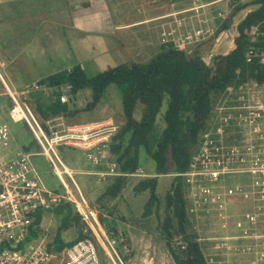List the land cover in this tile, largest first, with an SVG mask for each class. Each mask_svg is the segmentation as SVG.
Wrapping results in <instances>:
<instances>
[{"label":"built area","instance_id":"built-area-1","mask_svg":"<svg viewBox=\"0 0 264 264\" xmlns=\"http://www.w3.org/2000/svg\"><path fill=\"white\" fill-rule=\"evenodd\" d=\"M251 86L261 87L255 83ZM249 88L248 85L240 87L238 91L244 93L237 95L238 91L229 89L214 110L211 128L201 136L190 168L181 174L188 188L191 231L196 234L197 243L207 242L213 250L211 257L205 259L207 264L235 259L264 264V104L246 96L245 90ZM69 90L67 86L60 90L63 103L70 101ZM34 92L50 96L48 86L41 83L29 86L22 94ZM19 94L9 92L13 103L9 118L14 123L27 125L64 192L45 188L33 161L35 154L24 148L15 149L16 140L9 125L0 123V264H105L101 251L107 264H127L117 250L118 240L105 233L99 210L87 202L73 171L57 151L59 147L72 145L74 136L70 131L106 125L107 136L103 139L94 143L86 133L82 136L84 144L77 146L96 168L86 174L96 177L98 182L130 176L120 173L111 161L110 144L116 127L106 121L69 127L67 134H59L53 121L43 124ZM65 204L73 206L94 236L54 253L42 238L38 216L41 214L43 220L45 212ZM201 228L210 229V236H202ZM178 245L182 251L188 249L186 242Z\"/></svg>","mask_w":264,"mask_h":264},{"label":"trees","instance_id":"trees-1","mask_svg":"<svg viewBox=\"0 0 264 264\" xmlns=\"http://www.w3.org/2000/svg\"><path fill=\"white\" fill-rule=\"evenodd\" d=\"M218 1L220 0H201L204 4ZM230 2L233 6L231 16L220 25L216 35L229 31L239 13L250 7L254 9L237 25L235 48L228 54L215 56L211 64H207L199 53L188 54L173 43L163 44L158 53L146 63H125L93 77H89L81 65L51 75L40 82L48 86L50 96L34 92L29 95L30 100H27L30 105H35L45 124L54 118L70 119L83 111H94L111 85L119 87L126 122L113 136L110 153L114 157L111 161L116 163L118 171L130 176L115 177L113 184L107 186L98 201L113 200L121 195L129 178L140 170L143 153L153 161L155 174L151 178L140 180L134 191L137 195L149 193L147 212L154 207L159 211L160 177L175 174L166 195L168 216L164 222L167 245L175 264H207L201 246L196 241V234L190 230L188 232L191 228L187 212L188 188L181 174L190 168L192 159L199 150L201 136L211 128L214 110L226 98L229 89L238 91L240 87L252 83L264 87V0ZM254 29L257 32L252 35ZM65 86L70 88L68 103L61 101L60 90ZM85 90H90L92 97L86 107L80 109L75 106L76 98L79 99L81 92ZM160 117L164 124L162 131H159L158 124ZM33 148L31 143L24 150L32 152ZM56 212L63 219L49 246L51 252L61 253L78 241L93 238L91 233L80 230L77 239L65 242L63 230H68L81 219L71 204L57 208ZM171 214L177 220L179 232L183 235L182 242L188 244L186 251L173 245ZM99 217L105 225L101 213ZM41 219L40 214L37 221L39 225ZM76 226L80 228L79 223ZM108 229L110 233L112 230L116 232L115 228Z\"/></svg>","mask_w":264,"mask_h":264},{"label":"rangeland","instance_id":"rangeland-1","mask_svg":"<svg viewBox=\"0 0 264 264\" xmlns=\"http://www.w3.org/2000/svg\"><path fill=\"white\" fill-rule=\"evenodd\" d=\"M250 1L251 0H242L243 3H248ZM196 3L197 5L202 4L200 0H196ZM253 9L254 7H250L249 9L239 13L233 22L235 27L236 24H239V21ZM208 10V13L202 14L199 8L195 9L194 14L196 15V22L193 24L185 18L181 22H174L175 20L169 21L168 31L164 34L163 32H160L159 21L153 23L157 26H154L153 29L148 31V33L145 31L146 35H144V33L139 35L142 39V43H140L141 47L136 49V53L130 57L132 60L130 62L146 63L158 53L161 45L173 43L178 48L185 50L188 54H201L204 61L207 64H211L215 56L223 54L226 50H228L227 48L222 52L215 51L213 49V43H215V34L220 25L230 18L233 6H231L230 0H225L214 7H210ZM205 15H207V17ZM143 17V13L140 14L136 11L132 15H128V19L125 21L129 23V21H134ZM256 32L257 30L254 29L251 34L255 35ZM228 33L230 36V42L232 43L235 32L230 30ZM90 55L93 56L94 54H89V56ZM123 55L124 54L122 52L119 56H117V58H112V63H110L109 60L100 61V59L94 60L90 58L86 64L83 65L84 70L89 77H93L98 73L104 72L110 67H113V65L119 66L120 64L129 63L125 62L126 60ZM121 59H124L123 62L120 61ZM262 60L264 62V52L262 53ZM252 84H248L251 88L245 90V92H247L246 96L248 95L255 102L264 104V87H253L251 86ZM0 91H3L1 83ZM241 93H244V91H238L235 95ZM29 95L30 94H19V97L24 103L29 105L36 117L44 123L36 111L35 105H30L27 102V100H30ZM91 97L92 92L90 90L81 92L75 106L80 109L85 108L91 100ZM8 108H12V101H9ZM0 121V123L5 122L9 125L14 137H16L21 144L30 145L33 143L34 148L32 153L35 154L33 161L39 174L41 175L45 188L51 191H59L63 193L64 189L60 181L55 176L53 168L47 158L42 154V150L37 145L27 125L24 122L14 123L9 117L6 119L4 116L0 119ZM49 121H53L54 126H56V131L59 132V134H67L69 127H75V125H85L86 122L99 121L89 123L96 125L110 121V126L116 127V134L126 122L123 114L122 93L118 86L111 85L106 91L104 98L94 111H83L75 118L65 119L59 117ZM158 124L159 131H162L164 124L161 121V117ZM107 128L108 126L106 125L94 126L90 130H84L83 128L78 127V129L70 131L74 136L70 141L72 145H69L68 147H59L57 149L58 154L66 166L73 171L74 179L79 185L87 202L96 207L99 210V214H102L105 220V225L102 223L101 225L106 231V234L116 237V240L119 242L117 250L120 256L127 261V264H175L167 245V232L164 229V222L168 216L166 210V195L170 190L175 174L160 177L158 187V196L160 199L159 211H157L156 207H154L150 210V212H147L146 206L150 198L149 193L137 195L134 191L135 186L140 180L151 178L155 174L153 161L151 159L149 160L145 153H143L141 157L140 170L134 175V177L129 178L127 187L123 190L121 195L113 200L106 199V201H98V199L105 193L107 186L113 184L114 178H110L105 182H98L96 177L87 175L86 172H90L92 170V166L87 161L81 148L77 146L84 144L82 136L86 133H89L90 135L89 141L94 143L99 139H103L104 136H107ZM112 158L114 157L112 156ZM92 171H94V169ZM64 178L70 186L73 194L78 197L69 179L65 176ZM57 208L53 211H47L44 213V219L41 225L42 238L50 245L53 243L59 230L61 220L63 219V216L56 212ZM171 216L173 227L170 232L173 234V245L177 247L179 246L178 243L182 242L181 238L183 235L179 232L177 220L172 214ZM78 223L80 228L76 226ZM78 223L75 222L68 230H63L62 236L65 242H72L77 239L80 230L85 233L89 232L90 229L87 224H84L81 221ZM108 228H115L116 232L112 230L110 233ZM189 230L191 231V228L188 229V232ZM200 231L202 236H210V229L201 228ZM89 233H91V231ZM98 235L100 241L103 242V236L101 233ZM199 244L204 254V258H210L213 253L211 245L207 242H201ZM175 250H178V248H175ZM101 258L105 264H107V259L102 251ZM221 264H251V261L235 259L233 262L222 261Z\"/></svg>","mask_w":264,"mask_h":264},{"label":"crops","instance_id":"crops-1","mask_svg":"<svg viewBox=\"0 0 264 264\" xmlns=\"http://www.w3.org/2000/svg\"><path fill=\"white\" fill-rule=\"evenodd\" d=\"M224 1L204 4L200 0L197 5L196 0H0V119L9 117V92L22 94L51 75L83 67L90 58L112 63L123 52L125 62H130L141 47L139 35L157 26L153 23L159 21L164 34L169 21L185 18L193 24L195 9L206 14ZM136 11L144 17L125 21ZM237 25L230 29L235 32L232 43L230 30L215 34V51L228 48L223 53L228 54L235 48ZM95 122L99 121L85 125ZM15 140V149L29 145Z\"/></svg>","mask_w":264,"mask_h":264},{"label":"water","instance_id":"water-1","mask_svg":"<svg viewBox=\"0 0 264 264\" xmlns=\"http://www.w3.org/2000/svg\"><path fill=\"white\" fill-rule=\"evenodd\" d=\"M69 97H71V94H69ZM78 100V98H76Z\"/></svg>","mask_w":264,"mask_h":264}]
</instances>
